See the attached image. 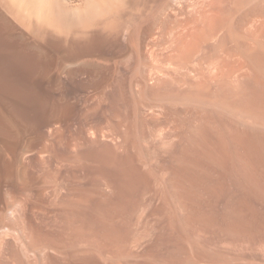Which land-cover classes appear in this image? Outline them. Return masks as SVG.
<instances>
[{
    "label": "bare ground",
    "instance_id": "obj_1",
    "mask_svg": "<svg viewBox=\"0 0 264 264\" xmlns=\"http://www.w3.org/2000/svg\"><path fill=\"white\" fill-rule=\"evenodd\" d=\"M46 3L0 0V264H264V176L185 175L186 165L194 167L202 154L234 168L252 164L263 169V136L223 123L220 128L221 120L207 118L223 130H210V141L201 139L183 112L165 113L162 122L143 115L117 121L120 143L112 150L102 126H89L84 112L74 117L62 108L54 113V124L41 127L42 66L26 64L30 57L24 22L26 13L45 15ZM233 34L237 40L243 35ZM235 39L231 41L241 45L240 59L253 57L261 63L264 40L254 41L258 44L248 51L250 42ZM233 50L236 57L240 52ZM168 126L174 133L152 134ZM143 128L152 135L147 137ZM128 145L145 152L167 146L156 155L166 157L168 166L149 168L140 159L135 163L137 155L131 157L134 151L129 152ZM132 227H139V239L130 243L123 238Z\"/></svg>",
    "mask_w": 264,
    "mask_h": 264
},
{
    "label": "rangeland",
    "instance_id": "obj_2",
    "mask_svg": "<svg viewBox=\"0 0 264 264\" xmlns=\"http://www.w3.org/2000/svg\"><path fill=\"white\" fill-rule=\"evenodd\" d=\"M102 1L47 0L48 12H45L46 16L43 15L47 19L40 14L25 15L28 20L25 19L24 31L28 39L27 44L29 43L26 46V54L30 57L26 64L42 66L40 113L42 128L51 122L54 124L56 122L54 113L62 108L64 109L62 112L66 110L68 114L70 111L71 114L74 113V117L76 112L77 115L78 111L84 112L90 117L89 126L97 127L96 124L102 126L106 135L105 144L112 150L120 143L116 133L117 121L123 118H129L131 121L134 120L133 117L143 115L148 118L154 116L162 122L165 113L183 112L185 120L191 124L190 129L200 130L197 136L201 139L204 136L207 140L211 139L214 134L211 132L222 131L223 128L221 130L220 128L223 125L264 137V109L261 108L264 105L262 97L264 72L258 68L264 65V58L260 59L261 63H258L257 59L254 62L253 57L251 60L248 58L251 64L248 59L246 61L240 59L241 45L239 50L231 41L235 39L234 36V39L232 38L233 32L234 34L236 32V35L238 33L247 35L246 38L249 40L239 35L237 38L240 40L235 39L237 40L235 43L240 41L243 43V40L247 41L244 44L250 42L246 44L248 51L256 46L253 43L260 40L261 44L264 40V0ZM231 44L236 46L232 47ZM31 46H35L38 51L42 49V55L36 49L35 52ZM232 48L238 49L235 50L240 52L238 56L231 55L236 53L234 50L231 51ZM262 69L264 70V66ZM248 79L250 88L257 80L261 84H257V81L254 85L257 87L246 89L247 92L249 90L251 92L245 91V94L244 89L249 85L246 83L243 89L241 86ZM237 92H242L244 97ZM256 114L258 118L261 116L259 118L261 121ZM205 117L210 120L215 118L221 120L220 125L217 124L220 128L216 125L218 123L216 119L215 123L208 119L207 121ZM163 128L162 132L152 133L145 128L142 131L147 137L154 133H160L162 137L174 133L170 126ZM126 148L129 152L134 151L131 152V157L137 155L132 159L135 163L140 159L148 162L149 168L155 167L156 164L168 166L166 157L158 158L156 155L163 154L167 146L150 147L148 149L150 152L142 151V147L135 150L128 145ZM118 152L122 153L123 148H119ZM202 155L194 164L196 167H193V164L191 166V163L186 165V174L182 172L183 175L191 171L190 174L207 173L214 177L236 174L248 177L264 176V168L261 166L248 164L245 167H238L236 164L234 168L228 161L218 162L217 159ZM137 229L139 227L134 229L136 231L127 232L129 235L133 233V237L125 235L123 239L126 238L130 243L137 240Z\"/></svg>",
    "mask_w": 264,
    "mask_h": 264
}]
</instances>
